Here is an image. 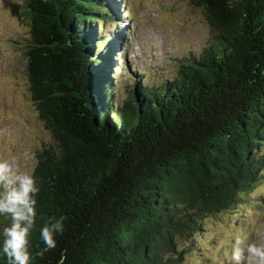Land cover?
<instances>
[{
	"label": "trees",
	"instance_id": "obj_1",
	"mask_svg": "<svg viewBox=\"0 0 264 264\" xmlns=\"http://www.w3.org/2000/svg\"><path fill=\"white\" fill-rule=\"evenodd\" d=\"M190 3L210 43L115 103L113 39L100 35L111 0H24V68L55 143L36 154L31 264H181L204 219L264 178V0ZM60 215L40 254V228ZM10 223L0 215V234Z\"/></svg>",
	"mask_w": 264,
	"mask_h": 264
},
{
	"label": "rangeland",
	"instance_id": "obj_2",
	"mask_svg": "<svg viewBox=\"0 0 264 264\" xmlns=\"http://www.w3.org/2000/svg\"><path fill=\"white\" fill-rule=\"evenodd\" d=\"M111 2L115 18L108 17L100 35L113 39L108 70L115 103L125 98L127 89L170 81L176 61L198 55L213 36L190 0ZM23 5L24 0H0V159L33 174L37 152L55 143L31 100L22 49L29 23ZM262 149L264 153V145ZM237 238L242 241V264H254L246 248L264 244V178L232 210L204 219L199 233L186 243L191 251L181 264H235Z\"/></svg>",
	"mask_w": 264,
	"mask_h": 264
},
{
	"label": "clouds",
	"instance_id": "obj_3",
	"mask_svg": "<svg viewBox=\"0 0 264 264\" xmlns=\"http://www.w3.org/2000/svg\"><path fill=\"white\" fill-rule=\"evenodd\" d=\"M39 192L34 174L20 171L9 159H0V215L11 219L3 229L0 240V255L7 257V264H31L29 233L37 216L36 194ZM65 217L49 216L39 230V238L44 244L40 254L56 247L57 235L65 230ZM242 243L237 238L233 250L235 264H242ZM246 251L254 264H264V244L250 243Z\"/></svg>",
	"mask_w": 264,
	"mask_h": 264
}]
</instances>
